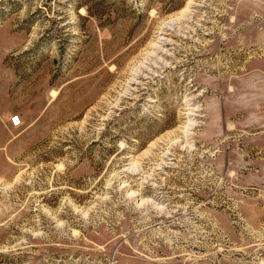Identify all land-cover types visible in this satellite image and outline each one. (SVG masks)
Listing matches in <instances>:
<instances>
[{"label":"rangeland","instance_id":"obj_1","mask_svg":"<svg viewBox=\"0 0 264 264\" xmlns=\"http://www.w3.org/2000/svg\"><path fill=\"white\" fill-rule=\"evenodd\" d=\"M0 264H264V0H0Z\"/></svg>","mask_w":264,"mask_h":264},{"label":"built area","instance_id":"obj_2","mask_svg":"<svg viewBox=\"0 0 264 264\" xmlns=\"http://www.w3.org/2000/svg\"><path fill=\"white\" fill-rule=\"evenodd\" d=\"M17 118V119H16ZM16 118H14L13 120H12V124L10 123V126L11 127H17V126H19V124H20V121H19V118L18 117H16ZM18 120V121H17ZM18 122V123H17ZM17 123V124H16Z\"/></svg>","mask_w":264,"mask_h":264}]
</instances>
